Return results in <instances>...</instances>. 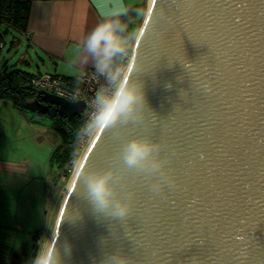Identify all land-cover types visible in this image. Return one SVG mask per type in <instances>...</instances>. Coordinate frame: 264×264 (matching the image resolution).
<instances>
[{
	"label": "water",
	"instance_id": "obj_1",
	"mask_svg": "<svg viewBox=\"0 0 264 264\" xmlns=\"http://www.w3.org/2000/svg\"><path fill=\"white\" fill-rule=\"evenodd\" d=\"M132 50L121 87L143 98L81 162L51 241L60 264H264V0H151ZM51 105L85 110L44 89L21 98L39 114ZM134 136L159 144L160 172L123 164ZM108 170L130 198L123 217L89 194L87 178Z\"/></svg>",
	"mask_w": 264,
	"mask_h": 264
},
{
	"label": "rangeland",
	"instance_id": "obj_2",
	"mask_svg": "<svg viewBox=\"0 0 264 264\" xmlns=\"http://www.w3.org/2000/svg\"><path fill=\"white\" fill-rule=\"evenodd\" d=\"M147 10L133 19L122 33L127 48H131L132 42L135 45ZM4 40L0 69L53 71V67L47 69L37 60L25 34L9 30ZM33 116L32 112L20 110L9 101L0 102V264H6L14 254L23 251L25 260L20 261L29 264L34 244L36 253L48 246L68 184L88 146L70 166V176L59 178L60 169L52 155L62 143V135L53 128L49 117L35 121Z\"/></svg>",
	"mask_w": 264,
	"mask_h": 264
},
{
	"label": "clouds",
	"instance_id": "obj_3",
	"mask_svg": "<svg viewBox=\"0 0 264 264\" xmlns=\"http://www.w3.org/2000/svg\"><path fill=\"white\" fill-rule=\"evenodd\" d=\"M126 28L127 25L121 22L117 13L102 19L84 38L82 48L94 58L98 71L102 73L108 71L114 58L128 54L126 38L122 36ZM142 98L143 94L137 86L124 83L109 102L102 104L94 123L98 127L114 124L120 116L129 113L136 101ZM159 151L157 142L148 137L134 136L122 145L120 158L129 169L153 174L160 172L166 163L158 158ZM111 180L110 170L89 176L87 178L89 194L99 207H112L114 215L123 217L130 211V198L128 202L118 200ZM64 248L67 251V245H64ZM60 260V250L49 241L48 246L38 249L37 254L31 259V264H60Z\"/></svg>",
	"mask_w": 264,
	"mask_h": 264
},
{
	"label": "crops",
	"instance_id": "obj_4",
	"mask_svg": "<svg viewBox=\"0 0 264 264\" xmlns=\"http://www.w3.org/2000/svg\"><path fill=\"white\" fill-rule=\"evenodd\" d=\"M150 0H34L25 34L37 60L65 76H76L95 64L82 48L87 34L102 19L136 7L138 15ZM136 17V18H137ZM142 17V16H141ZM128 45H126L127 48ZM133 48V42L131 48ZM49 71V70H48Z\"/></svg>",
	"mask_w": 264,
	"mask_h": 264
},
{
	"label": "trees",
	"instance_id": "obj_5",
	"mask_svg": "<svg viewBox=\"0 0 264 264\" xmlns=\"http://www.w3.org/2000/svg\"><path fill=\"white\" fill-rule=\"evenodd\" d=\"M34 0H0V51L5 46V34L9 30H16L23 34L28 33L30 10ZM138 15L136 7H131L126 12L119 16L122 23L131 25L132 20ZM3 44V46H1ZM14 44V41L12 42ZM34 73L28 72L21 68L12 70L0 69V102L9 101L11 104L20 109L27 110L21 107V98L26 96L32 99L34 95L31 86V79ZM34 99V98H33ZM34 114L32 117L35 121H41V117H49L52 121L53 128L62 135L63 141L53 151L52 158L60 169L59 178L63 175L70 176L71 165L70 160L74 156V151L77 148L79 133L81 130L80 116H64L60 117L55 109H51L46 114L29 111ZM37 245L34 244L35 256Z\"/></svg>",
	"mask_w": 264,
	"mask_h": 264
},
{
	"label": "built area",
	"instance_id": "obj_6",
	"mask_svg": "<svg viewBox=\"0 0 264 264\" xmlns=\"http://www.w3.org/2000/svg\"><path fill=\"white\" fill-rule=\"evenodd\" d=\"M132 49H128L127 55L114 58L110 69L104 73L98 71L95 64L76 76H65L50 71L34 73L31 86L35 91L44 89L68 100L85 103V110L79 115L81 130L70 165L74 164L79 153L94 136L97 128L94 121L102 104L109 102L121 88L131 64ZM71 170L72 168L69 169Z\"/></svg>",
	"mask_w": 264,
	"mask_h": 264
},
{
	"label": "flooded vegetation",
	"instance_id": "obj_7",
	"mask_svg": "<svg viewBox=\"0 0 264 264\" xmlns=\"http://www.w3.org/2000/svg\"><path fill=\"white\" fill-rule=\"evenodd\" d=\"M33 92H34V95L32 96V97H30V98H35L36 97V91L33 89ZM51 109H55L56 111H57V106L56 105H51L50 106V109L49 110H51ZM48 110V111H49ZM48 111H47V113H48ZM58 112V111H57ZM64 117V116H63ZM63 117H61V118H63ZM24 249V248H23ZM22 249V250H23ZM21 251V250H20ZM25 251H23V252H21V253H17V254H14L13 256H12V259H9V261L6 263V264H23L22 263V261L24 262V260H25ZM20 259L22 260V261H20ZM32 259V258H31ZM31 259H30V263L29 264H31Z\"/></svg>",
	"mask_w": 264,
	"mask_h": 264
},
{
	"label": "bare ground",
	"instance_id": "obj_8",
	"mask_svg": "<svg viewBox=\"0 0 264 264\" xmlns=\"http://www.w3.org/2000/svg\"><path fill=\"white\" fill-rule=\"evenodd\" d=\"M150 1H151V0H150ZM100 129H101V127H98V126H97V128H96V132H95L94 136L92 137L90 143L88 144V146H87V148H86L84 154L81 156V158H80V162H79V164H78V166H77V168H76V170H75V172H74V174H73V177H72L71 181H70L69 184H68V190H67V192H66V195H67L68 191L70 190V187L72 186V183H73V181H74V179H75V176H76L77 171H78V169H79V167H80V165H81V162L83 161V159H84V157H85V155H86L88 149L90 148V145H91L92 141H93V140L95 139V137L98 135V132L100 131ZM66 195H65V197H66ZM52 238H53V236H52ZM52 238H51V241H52ZM51 241H50V242H51Z\"/></svg>",
	"mask_w": 264,
	"mask_h": 264
}]
</instances>
